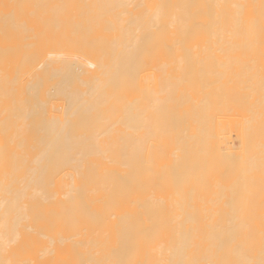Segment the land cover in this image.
<instances>
[{
    "label": "bare ground",
    "instance_id": "6f19581e",
    "mask_svg": "<svg viewBox=\"0 0 264 264\" xmlns=\"http://www.w3.org/2000/svg\"><path fill=\"white\" fill-rule=\"evenodd\" d=\"M0 264H264V0H0Z\"/></svg>",
    "mask_w": 264,
    "mask_h": 264
}]
</instances>
